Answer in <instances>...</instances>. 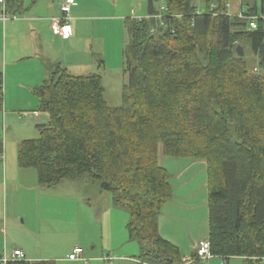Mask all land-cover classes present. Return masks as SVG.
Masks as SVG:
<instances>
[{
  "label": "trees",
  "instance_id": "16d2710c",
  "mask_svg": "<svg viewBox=\"0 0 264 264\" xmlns=\"http://www.w3.org/2000/svg\"><path fill=\"white\" fill-rule=\"evenodd\" d=\"M196 2L147 0L148 16L166 6L162 19H127L129 84L119 107L108 105L100 74L75 76L50 64V78L34 90L50 121L38 126V139L21 142L18 164L35 169L41 186L87 177L99 183L128 213L142 263L201 264L197 254L183 261L160 235L174 195L160 146L165 156L203 161L213 257L263 264L264 0H243V18L227 11L230 0H203V11ZM243 43L256 60L238 54ZM3 92L0 68V111Z\"/></svg>",
  "mask_w": 264,
  "mask_h": 264
},
{
  "label": "rangeland",
  "instance_id": "374dc122",
  "mask_svg": "<svg viewBox=\"0 0 264 264\" xmlns=\"http://www.w3.org/2000/svg\"><path fill=\"white\" fill-rule=\"evenodd\" d=\"M202 2L203 0L196 2L201 11L204 10ZM87 3H96L98 9H101L104 14L135 18L146 8L147 0H87ZM242 6L243 0H230L227 11L233 16H239ZM87 25V30L79 43V56L75 54L69 57L70 60L82 61L84 65L82 68H73L69 71L75 76L100 74L103 77L108 105L119 107L123 103L124 88L129 84V74L124 64L125 52L128 49L125 20H102L90 22ZM7 35L6 32L5 35L3 33L4 38L0 39V43L4 42ZM86 39H89L91 46L89 50L88 45L84 44ZM99 42L105 46L103 49H101L102 45L99 47ZM243 44L241 46L248 55V60H256L250 45ZM60 49H62L61 44L55 45V50ZM102 61L104 63H101ZM25 62L27 61L9 66L8 74H13L15 77L7 78L3 92L4 105L0 111V144H3L4 148L3 154L0 155V183L3 168L8 164L7 167L11 170L9 180L17 179L18 185L21 186L19 191L14 188L11 194L9 193L8 215L11 220L9 219L7 233L5 231L0 233V253L11 257L17 242L20 241L27 246L33 256L45 258L53 264L99 263L95 260H100L101 264H122L125 263L124 259L138 261L137 258L141 254L140 246L129 238L127 230L129 215L120 209L113 210L116 213L113 217L104 215L107 209L104 203L113 197L110 192L103 191L99 183L88 177L78 180L67 179L55 186H44L38 190L32 188L39 185L36 170L19 167L18 150L21 142L40 137L36 127L37 120L35 121L29 114L38 111L39 105L38 98L28 85V80L30 81L34 76L33 72L29 73L32 71L30 68L33 67L30 64L26 66ZM5 72L3 70V75ZM40 122H44L43 115ZM163 156L168 159L184 160L163 155L160 146L161 165L163 163L160 159ZM185 160L190 161V159ZM12 165L13 169L19 171V175L14 172ZM166 168L172 175L173 188H177L176 185L179 183L174 181L177 175L169 167ZM204 179L206 180V177ZM200 180L198 178L192 182L187 190L182 191V194L179 192L177 194L176 189L173 191L176 196L185 198L190 188L197 190L194 199L181 201L187 206L190 205L191 208L184 212L180 210L177 214L181 222L180 226L170 227L171 225L167 224L166 227L163 224L160 227L159 223L161 237L173 241L183 257L187 254L186 252L193 255L192 242L203 238L202 243L209 237L208 204H204L206 188L202 186L203 181ZM28 188L31 189L28 190ZM1 191L2 195L6 192L2 186ZM89 203L91 205H88ZM1 215L6 217V201L2 202ZM201 243L199 242L196 246V252ZM77 247L85 250L83 259H69V255ZM201 264L205 262L202 261ZM212 264L247 263L242 258H230L225 261L220 257H214Z\"/></svg>",
  "mask_w": 264,
  "mask_h": 264
},
{
  "label": "crops",
  "instance_id": "0c3cea01",
  "mask_svg": "<svg viewBox=\"0 0 264 264\" xmlns=\"http://www.w3.org/2000/svg\"><path fill=\"white\" fill-rule=\"evenodd\" d=\"M65 2L66 0H6L4 5H0V16L5 12L8 16L11 17V19L7 20L6 22L2 21L0 18V39L2 40L4 38L3 33L4 35L5 32L6 35L8 33L6 39H4V42L0 43V68H4L3 70L6 71V78L4 74V87L5 83H7V78L15 77V75L13 74H8V68L13 63L27 61L25 62L27 63L26 66L30 64V66L33 67L30 68V70L32 71L29 73L33 72L34 76L31 77L32 79L30 81L28 80L29 88L32 89L33 93L36 87L42 85L45 80H48L50 78L51 72L48 69V66L50 64H60L62 68H65L68 71L73 68H82L84 65L82 61H79L78 59L70 60L69 57H72L75 54L76 56H79V43L82 40V36H84L85 34L84 32H86L87 30V23H95L96 21L102 20L109 21L124 19L125 31L127 35L128 18L125 17V15L112 16L109 14H104L101 9H98L96 3L89 4L87 3V0H75L76 4L71 7L69 13L71 18L69 23L72 28V36L69 39H62L56 36L54 33H52L51 30V20L54 17H59L62 15L61 6ZM138 17H148V5H146V8L139 13ZM8 44H10L9 47ZM57 44H61L62 49L55 50V45ZM84 44L85 46L88 45V50L91 49L89 39H86ZM101 45V49H103L105 46H103L102 42H99V47H101ZM67 48H69V50H67ZM29 114L33 119H35V121L37 120V129L38 126L46 125L50 121V116L47 113L34 111V113ZM41 114L44 116V122H40L42 118ZM160 160L162 161V165L164 167H169L173 171V173L177 175V177L174 179V181H177L179 183V185H176L177 188L174 187V190L176 189L177 194L178 192L179 194H182V191L187 190L192 182L200 178L203 181L202 186L206 188L204 194V204L207 205V166L205 162L191 160L188 161L185 159L183 161L178 159H168L164 156ZM7 165H5V167L3 168L2 180L0 183V208L2 206V202L6 201V217L4 218L3 215L0 216V233L1 231L2 233L4 231L7 233V226L10 219L8 215L9 193L11 194V191L14 188L16 189V191H19L21 187L18 185L17 179H11V181L9 180L11 176V170L10 168L8 169ZM13 170L19 175V171H16L15 168ZM205 177L206 180L204 179ZM1 186L6 190L4 195H2ZM43 187L44 186H41L40 184L37 186H32L33 189L38 190H41V188ZM29 189L31 188H28V190ZM195 193H197V190L194 188H190V190H188V195L185 196V198L176 196V194H174L173 198L169 202H167L163 208L162 214L159 219L160 227H162L163 224H165L166 227L167 224L171 225L170 227H174V225L180 226L181 222L178 220L179 217L177 216V214L180 210L184 212L185 210L189 211V209L191 208L190 205L187 206V204H183L181 201L194 199ZM204 196L202 197L204 198ZM74 198H76V196H74ZM104 204L107 206L106 213L104 215L113 217V215L116 214L113 211L116 209L113 205V198L108 200V202H105ZM88 205H91V203H89ZM202 240L203 238H200L197 242H192L191 249L193 250V255L196 253V246L199 244V242L201 243ZM168 241L174 243L169 239ZM17 243L18 244H16L15 250L19 249L25 254L27 260L26 262L30 264H35L37 262H51L46 261L45 258L33 256V254L29 252V249L24 243L20 241H18ZM186 253L187 254L184 255V257L182 256L183 261L193 256H191L188 252ZM71 255L72 253L69 255V259H71ZM2 256L3 254L0 253V258ZM124 260L125 263L122 264H145L139 261L138 258V261H133L130 259ZM95 261L99 262L97 264L102 263L100 260Z\"/></svg>",
  "mask_w": 264,
  "mask_h": 264
},
{
  "label": "built area",
  "instance_id": "2783aa9c",
  "mask_svg": "<svg viewBox=\"0 0 264 264\" xmlns=\"http://www.w3.org/2000/svg\"><path fill=\"white\" fill-rule=\"evenodd\" d=\"M5 1L6 0H0V5H4L5 4ZM76 2L75 0H66V2L61 6V11H62V15L59 16V17H54L52 18L51 20V29H52V32L62 38V39H69L71 36H72V28L70 26V9L73 5H75ZM167 10L166 6H161L159 8V12L155 15H150L146 18H143V17H135L133 18V20L136 22V23H140L141 21H143L144 19H157V20H160L163 18V13ZM239 17L240 18H243L244 17V10H240L239 12ZM1 20L6 22L7 20H10L11 17L7 15V13H3L1 14L0 16ZM255 18H253V23L251 25V27L253 29L256 28V23L254 21ZM163 25V23H162ZM157 32V29L153 28L151 29L150 33L152 35H154L155 33ZM197 258L203 262H205V264H211V261L213 259V255L211 253V246H210V243L209 241H204L202 242L198 248H197ZM84 257V250L80 247H77L74 249L72 255H71V259L72 260H80V259H83ZM85 259V258H84ZM16 261H27L26 260V256L25 254L17 249V250H14L13 254L11 255V257L7 256L6 254H4L1 258H0V264H9L11 262H16ZM85 261H87L85 259ZM185 262L187 263H192L194 262V259L193 258H189V259H186ZM263 264H264V259L262 260Z\"/></svg>",
  "mask_w": 264,
  "mask_h": 264
},
{
  "label": "water",
  "instance_id": "95a60500",
  "mask_svg": "<svg viewBox=\"0 0 264 264\" xmlns=\"http://www.w3.org/2000/svg\"><path fill=\"white\" fill-rule=\"evenodd\" d=\"M128 49H129V47H128ZM237 52H238V54H239L241 57H243V56L245 55V53H244V51H243V48H242L241 46H238V47H237Z\"/></svg>",
  "mask_w": 264,
  "mask_h": 264
},
{
  "label": "bare ground",
  "instance_id": "6f19581e",
  "mask_svg": "<svg viewBox=\"0 0 264 264\" xmlns=\"http://www.w3.org/2000/svg\"><path fill=\"white\" fill-rule=\"evenodd\" d=\"M214 258V257H213ZM212 262V261H211Z\"/></svg>",
  "mask_w": 264,
  "mask_h": 264
}]
</instances>
